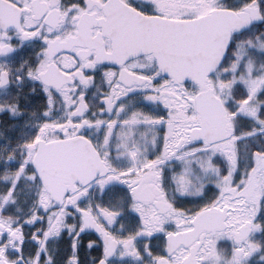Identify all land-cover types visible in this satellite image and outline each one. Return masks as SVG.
Wrapping results in <instances>:
<instances>
[{
    "label": "snow or ice",
    "instance_id": "obj_1",
    "mask_svg": "<svg viewBox=\"0 0 264 264\" xmlns=\"http://www.w3.org/2000/svg\"><path fill=\"white\" fill-rule=\"evenodd\" d=\"M0 264H264V0H0Z\"/></svg>",
    "mask_w": 264,
    "mask_h": 264
}]
</instances>
